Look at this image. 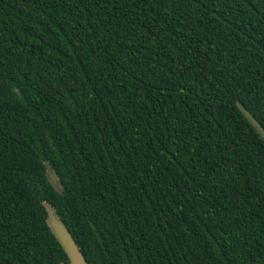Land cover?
<instances>
[{"label":"trees","instance_id":"1","mask_svg":"<svg viewBox=\"0 0 264 264\" xmlns=\"http://www.w3.org/2000/svg\"><path fill=\"white\" fill-rule=\"evenodd\" d=\"M264 0H0V264H264ZM46 163L63 191L46 176Z\"/></svg>","mask_w":264,"mask_h":264},{"label":"water","instance_id":"2","mask_svg":"<svg viewBox=\"0 0 264 264\" xmlns=\"http://www.w3.org/2000/svg\"><path fill=\"white\" fill-rule=\"evenodd\" d=\"M237 107L264 140V128L260 125L257 119L241 102L237 103ZM46 176L49 182L51 183L52 187L57 192L63 191L61 181L57 173L49 163H46ZM47 208L49 212V218L47 220L48 225L51 228L55 237L57 238L58 242L60 243L61 247L63 248L65 254L67 255L69 259L68 264H88L86 258L77 246L74 238L67 229L66 225L59 218L57 213L51 209L49 205L47 206Z\"/></svg>","mask_w":264,"mask_h":264}]
</instances>
